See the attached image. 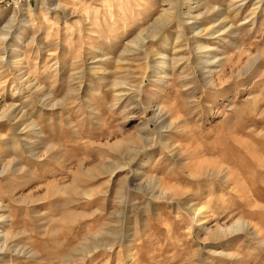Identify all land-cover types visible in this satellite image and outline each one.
<instances>
[{"label": "rangeland", "instance_id": "1", "mask_svg": "<svg viewBox=\"0 0 264 264\" xmlns=\"http://www.w3.org/2000/svg\"><path fill=\"white\" fill-rule=\"evenodd\" d=\"M189 6L0 0V264H264V0Z\"/></svg>", "mask_w": 264, "mask_h": 264}, {"label": "bare ground", "instance_id": "2", "mask_svg": "<svg viewBox=\"0 0 264 264\" xmlns=\"http://www.w3.org/2000/svg\"><path fill=\"white\" fill-rule=\"evenodd\" d=\"M190 1L191 0H180V4L182 8L177 11L173 12L170 11L171 8H173V4H171V8L169 10H164L158 18H156L151 25H149L147 28L143 30H139L135 36L129 41H127V47H125V50L129 53H134V52H141L146 50V44L148 41L154 39L156 34H158L160 31L163 30V28L168 27L172 22L176 21L178 23V27L180 24H184V18L183 16H189V18H193L192 15V9L190 8ZM247 1V0H246ZM258 3L260 0H256ZM65 3V2H64ZM174 3V2H173ZM255 3V2H254ZM59 5V4H58ZM57 5V6H58ZM59 7V6H58ZM186 9L183 11L182 9ZM61 9V8H60ZM63 12L66 13L69 11L70 15L72 13L77 12V7L76 5L70 3H65L62 5ZM123 10V9H122ZM83 12V11H82ZM88 12V11H85ZM122 13V12H121ZM130 14V13H129ZM75 15V14H74ZM217 15V14H216ZM66 16V15H65ZM129 16V15H128ZM186 18V17H185ZM92 22V21H91ZM99 24V23H98ZM186 26V25H184ZM223 26V25H222ZM207 30V28H206ZM180 31V30H179ZM182 31V30H181ZM204 31V30H203ZM205 32V31H204ZM202 47H198V49H201ZM151 52V51H150ZM149 52V53H150ZM155 54V53H154ZM148 55V53H146ZM158 56V55H157ZM163 56V55H162ZM148 57V56H147ZM156 57V56H155ZM154 63L157 61V58L153 59ZM164 62V61H163ZM147 63V62H146ZM149 67V66H148ZM160 74V73H159ZM160 112V111H159ZM13 114V105H3L1 104L0 101V117L4 116H12ZM12 118V117H11ZM149 120V119H148ZM3 237V236H2ZM1 238V237H0ZM2 239V238H1ZM2 241V240H0ZM3 245L0 246V252L5 251V241L4 243L2 242ZM18 249V248H17ZM6 252V251H5ZM81 252V251H80ZM46 262V261H45ZM51 263V262H50ZM47 264V263H46Z\"/></svg>", "mask_w": 264, "mask_h": 264}]
</instances>
